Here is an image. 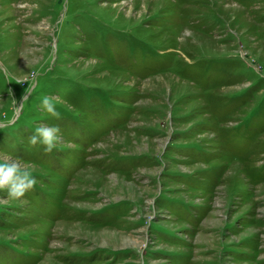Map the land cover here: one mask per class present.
Instances as JSON below:
<instances>
[{
	"label": "rangeland",
	"instance_id": "374dc122",
	"mask_svg": "<svg viewBox=\"0 0 264 264\" xmlns=\"http://www.w3.org/2000/svg\"><path fill=\"white\" fill-rule=\"evenodd\" d=\"M5 159L0 264H264V0H0Z\"/></svg>",
	"mask_w": 264,
	"mask_h": 264
},
{
	"label": "clouds",
	"instance_id": "9594fccd",
	"mask_svg": "<svg viewBox=\"0 0 264 264\" xmlns=\"http://www.w3.org/2000/svg\"><path fill=\"white\" fill-rule=\"evenodd\" d=\"M40 107L52 117L57 119L60 117L53 97L43 96L40 99ZM59 132L58 126L38 124L34 127L33 134L29 137V143L32 145L39 143L44 146L43 150L45 152H51L60 141ZM37 182L30 166H22L14 159L0 160V191L6 189L9 197L13 199L23 197Z\"/></svg>",
	"mask_w": 264,
	"mask_h": 264
}]
</instances>
